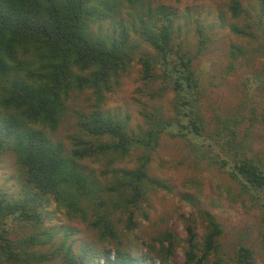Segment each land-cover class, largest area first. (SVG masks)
<instances>
[{"label":"trees","instance_id":"1","mask_svg":"<svg viewBox=\"0 0 264 264\" xmlns=\"http://www.w3.org/2000/svg\"><path fill=\"white\" fill-rule=\"evenodd\" d=\"M120 4L121 0H0V86L5 87L0 99V158L8 153L14 156L21 182L18 197L0 193V260L6 264L55 260L62 264H101V260L102 264H166L176 249L172 233L157 238L159 251L154 257L126 241L113 219L117 206L130 233L137 227L135 217L147 186H164L149 175L148 167L150 155L164 135L189 141L195 152L230 173L260 208L264 222L262 161L239 151L233 157H212L210 141L215 138L199 116L195 60L175 43L178 12L168 6L143 10L134 31L155 54L137 56L127 20L114 23L117 34L113 36L103 38L92 32L96 22L116 18L115 8ZM230 9L235 19L245 13L237 0ZM259 18L257 26L264 28V4ZM257 26H232V31L248 37L252 36L250 29ZM199 34L204 36L201 29ZM204 43L201 40V45ZM133 62L142 68L144 86H152L162 72L175 95V117L147 113V129L140 136L132 135L125 122L100 109L105 94L119 84ZM87 90L97 97V109L82 114L67 151L63 144L52 142L48 130L58 128L71 94ZM217 120L224 130L216 136L227 131L231 138L236 137L238 121ZM135 147L146 151L141 164L133 170H113L118 183L109 189L102 188L81 165L89 159L124 160ZM51 201L68 220L88 222L101 247L83 244L76 251L71 241L75 230L47 227L44 207ZM204 220L202 242L193 225L186 228L183 264H227L220 255L221 223L210 212H205ZM16 226L26 234L16 238ZM235 260L237 264H255V253L239 247Z\"/></svg>","mask_w":264,"mask_h":264},{"label":"rangeland","instance_id":"2","mask_svg":"<svg viewBox=\"0 0 264 264\" xmlns=\"http://www.w3.org/2000/svg\"><path fill=\"white\" fill-rule=\"evenodd\" d=\"M233 1L121 0L119 7L115 8L116 18L96 22L92 25V32L94 36L103 38L113 36L117 34L114 23L127 20L131 30L130 42L136 47L137 56L154 55V49L134 31L139 28V16L149 8L168 6L175 9L178 12L175 43L195 60L194 70L199 81V116L204 119L210 137L215 138L209 139L214 147L212 157H233L239 151V154H247L264 164V28L257 26L264 0H237L245 10L240 19L232 17L230 7ZM249 25L257 26L250 29L252 36H241L232 31V26L246 29ZM199 29L203 31V38ZM203 39L205 43L201 45ZM141 75V66L133 62L119 84L105 94L100 107L105 115L125 122L128 131L135 136H140L147 129V113L158 112L165 118L175 117L176 114L175 95L162 72L159 80L150 87L144 86ZM4 88L0 86V99ZM97 102L93 91L73 92L58 128L48 130L52 142L61 143L67 151L70 150L69 137L76 134L82 114H90L97 109ZM218 118L238 121L235 138L227 135V131L216 136L224 130L219 127ZM233 139L236 141L232 142ZM145 153L144 149L135 147L124 160L89 159L81 165L102 188L109 189L118 183L112 171L139 167ZM150 158L149 175L164 186L151 183L147 186L146 198L135 217L137 227L130 233L125 229L126 217L114 205V224L125 235L126 241L138 251L151 252L157 257V238L172 233L176 238V249L165 260L166 264H183L187 226L193 225L198 241L202 242L206 224L204 214L210 212L223 227L220 255L225 263L237 264L236 250L248 247L255 253V264H264L262 211L230 173L220 169L210 158L195 152L189 141L169 135L162 137ZM19 179L20 172L14 156L8 153L1 157L0 193L5 191L9 196L18 197ZM44 218L49 228L68 227L75 230L71 241L76 251L83 244H98L101 247L88 222L68 220L57 211L53 201L45 205ZM14 233L16 238L22 237L26 230L16 226ZM163 257L162 254L160 259ZM0 264L6 263L0 260ZM48 264L62 263L55 260Z\"/></svg>","mask_w":264,"mask_h":264}]
</instances>
